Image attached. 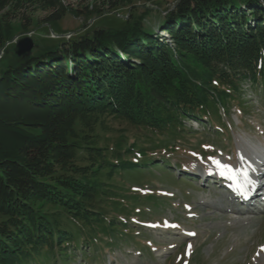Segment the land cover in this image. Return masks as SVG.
<instances>
[{
	"label": "trees",
	"instance_id": "obj_1",
	"mask_svg": "<svg viewBox=\"0 0 264 264\" xmlns=\"http://www.w3.org/2000/svg\"><path fill=\"white\" fill-rule=\"evenodd\" d=\"M91 1L73 9L65 0H0V52L16 36L13 22L26 35L37 12L51 26L132 4L119 29L38 45L24 57L15 49L0 69V264L67 262L77 248L117 245L130 222L123 200L133 197L118 175L136 183L165 166L130 156L135 145L101 147L109 120L168 144L188 120L227 128L219 107L229 113L243 83L264 99V0H177L155 15L137 12L136 3L152 0Z\"/></svg>",
	"mask_w": 264,
	"mask_h": 264
},
{
	"label": "rangeland",
	"instance_id": "obj_2",
	"mask_svg": "<svg viewBox=\"0 0 264 264\" xmlns=\"http://www.w3.org/2000/svg\"><path fill=\"white\" fill-rule=\"evenodd\" d=\"M65 1L73 9L86 4V0ZM176 2H138L137 12L142 13L148 9L152 15L156 14L155 11L164 14ZM131 6L129 3L126 7L119 10L113 8L111 11L106 7L104 15L90 20L85 17L86 13L81 17L68 14L51 26L40 24L39 21L45 15L37 12L28 34L35 46H49L69 36L75 38L93 30L119 29L126 24V12ZM116 11H119V16ZM13 26L16 35L13 40L25 36L21 35L22 29L17 21L13 22ZM3 54L0 69L8 59L13 58L15 43L11 42L4 47ZM241 90V97L237 102H232L229 113L219 107L222 122L227 126H222L223 131L220 133L211 128L209 123L201 125L198 121L188 120L185 124L187 131L164 144L158 135L131 126L125 121L109 120L101 135V147L111 150L118 143H122V149L135 145L130 156L137 151L134 155L137 160L150 158L165 167L151 166L140 174L141 178L136 183L132 181L133 177L118 175L117 183L122 186L123 195L133 196L130 199L121 197L125 199L123 203L131 209V223L126 233L115 237V247L97 252L96 255L101 259L91 261L87 257L89 249L84 250L87 255L83 258L84 251L77 248L72 251L67 262L64 257H58L57 261L54 259L44 264H264V201L250 206L255 211L252 214H240L235 212L236 204L234 207H226L222 202L215 209L207 208V205L217 202L219 197L230 195L226 189L213 187L211 180L204 181L197 175H209L213 171L223 173L225 170L217 168L216 161L220 165L230 166L233 172L241 171V175L243 172L238 159L241 158V151L247 147L246 144L264 146V99L260 98L263 93L253 92L250 83H243ZM218 137H222V140ZM157 142H160V147L152 148ZM139 148L147 150L140 152ZM119 179L128 181L123 183ZM252 218L253 221L247 222Z\"/></svg>",
	"mask_w": 264,
	"mask_h": 264
},
{
	"label": "bare ground",
	"instance_id": "obj_3",
	"mask_svg": "<svg viewBox=\"0 0 264 264\" xmlns=\"http://www.w3.org/2000/svg\"><path fill=\"white\" fill-rule=\"evenodd\" d=\"M17 39H19V37H17ZM246 146L247 147L245 149H243L244 148L243 146L242 148L243 150L241 151L242 155L240 156L241 158L238 159L240 168L242 169V172H243L241 175H240L241 171H237V170L234 171L235 173L234 172L231 173V175L233 176V179H228L227 174H224V172L221 173L218 171H213L212 174L208 175V177L211 176V178L213 179L212 180L213 185L211 184V186L218 187L216 185L221 184L220 185L221 189L225 188L227 190L228 195L230 196L219 197L217 202L211 205H207V208L215 209L216 206H218L220 202H222V204H224L226 207L228 206L234 207L235 204L237 205L239 201V204L240 205L243 204L244 206L240 208L239 207L236 208L238 213L240 214L251 213L252 214V213H255V211L254 209L250 208V206L255 205L256 202L258 203V202L264 201V196H262L263 189H264V179L261 181L256 179V177L261 174L260 166H263L264 168V165H263L264 164V146L259 145V144H254V143L252 144L248 143L246 144ZM247 169H250V171L248 172ZM255 171H258L260 173H257ZM205 174L201 173L202 176H200V173H198L197 175H199V177L201 178L203 177L205 181V177H204ZM248 175H253V176L248 177ZM222 180L228 183L226 185L227 188L224 185H222L224 184L221 182ZM241 194L247 197V201L240 200ZM243 196L241 197L243 198ZM245 206H249V207L246 208ZM222 212H224V210H222ZM225 214H228V213H225ZM253 220L254 219L252 218L251 220L249 219V221L247 222L250 223ZM247 222L246 224H248Z\"/></svg>",
	"mask_w": 264,
	"mask_h": 264
},
{
	"label": "water",
	"instance_id": "obj_4",
	"mask_svg": "<svg viewBox=\"0 0 264 264\" xmlns=\"http://www.w3.org/2000/svg\"><path fill=\"white\" fill-rule=\"evenodd\" d=\"M35 47V43L30 36L21 37L16 45V54L18 57H24L32 52Z\"/></svg>",
	"mask_w": 264,
	"mask_h": 264
},
{
	"label": "snow or ice",
	"instance_id": "obj_5",
	"mask_svg": "<svg viewBox=\"0 0 264 264\" xmlns=\"http://www.w3.org/2000/svg\"><path fill=\"white\" fill-rule=\"evenodd\" d=\"M217 164V167L223 168L224 174H227V178L228 179H233V176L231 175V173L233 172V170L230 168V166L227 165H220V163L218 161L215 162ZM175 227V226H173ZM191 247V245H189V248Z\"/></svg>",
	"mask_w": 264,
	"mask_h": 264
},
{
	"label": "built area",
	"instance_id": "obj_6",
	"mask_svg": "<svg viewBox=\"0 0 264 264\" xmlns=\"http://www.w3.org/2000/svg\"><path fill=\"white\" fill-rule=\"evenodd\" d=\"M71 36H69L68 38H70ZM17 41H18V39H15V40H12L11 42H14L15 44L17 43ZM10 42V43H11ZM10 43L9 44H7V45H5L4 47H6V46H8V45H10ZM4 47H3V49H4ZM3 49L1 50V52H0V60L2 59V57L4 56V54H3Z\"/></svg>",
	"mask_w": 264,
	"mask_h": 264
}]
</instances>
